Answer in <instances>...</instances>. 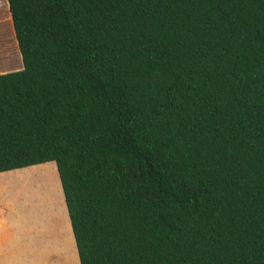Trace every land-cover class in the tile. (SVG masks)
I'll use <instances>...</instances> for the list:
<instances>
[{
  "label": "trees",
  "instance_id": "obj_1",
  "mask_svg": "<svg viewBox=\"0 0 264 264\" xmlns=\"http://www.w3.org/2000/svg\"><path fill=\"white\" fill-rule=\"evenodd\" d=\"M0 172L53 161L80 264H264V0H8Z\"/></svg>",
  "mask_w": 264,
  "mask_h": 264
},
{
  "label": "rangeland",
  "instance_id": "obj_2",
  "mask_svg": "<svg viewBox=\"0 0 264 264\" xmlns=\"http://www.w3.org/2000/svg\"><path fill=\"white\" fill-rule=\"evenodd\" d=\"M23 67L9 2L0 0V73ZM52 162L25 167L12 176L10 203L13 217H16L14 209L17 208L20 220L45 225L48 232L56 224L65 238L66 248H59L58 255L42 259L40 264H80L74 234L64 231L71 221L58 168L50 164Z\"/></svg>",
  "mask_w": 264,
  "mask_h": 264
},
{
  "label": "crops",
  "instance_id": "obj_3",
  "mask_svg": "<svg viewBox=\"0 0 264 264\" xmlns=\"http://www.w3.org/2000/svg\"><path fill=\"white\" fill-rule=\"evenodd\" d=\"M24 168L0 172V264H40L42 259L55 257L59 248H66L56 224L48 232L45 225L20 220L17 208L13 217L10 180Z\"/></svg>",
  "mask_w": 264,
  "mask_h": 264
}]
</instances>
